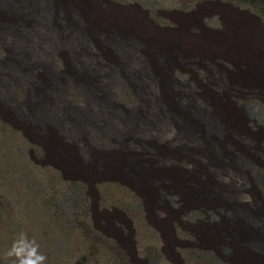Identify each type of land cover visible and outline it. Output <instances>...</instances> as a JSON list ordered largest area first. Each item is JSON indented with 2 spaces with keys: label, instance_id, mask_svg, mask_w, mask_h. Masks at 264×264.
I'll list each match as a JSON object with an SVG mask.
<instances>
[{
  "label": "rangeland",
  "instance_id": "374dc122",
  "mask_svg": "<svg viewBox=\"0 0 264 264\" xmlns=\"http://www.w3.org/2000/svg\"><path fill=\"white\" fill-rule=\"evenodd\" d=\"M63 2L0 0V264H264V0Z\"/></svg>",
  "mask_w": 264,
  "mask_h": 264
},
{
  "label": "bare ground",
  "instance_id": "6f19581e",
  "mask_svg": "<svg viewBox=\"0 0 264 264\" xmlns=\"http://www.w3.org/2000/svg\"><path fill=\"white\" fill-rule=\"evenodd\" d=\"M53 1V0H52ZM61 1H64L63 3H65L66 2V4H67V6L68 7H70V6H75V4L74 3H76L77 5H79L81 8H84L85 10H87L88 12H90L89 11V8H90V6L89 5H91L92 3H91V0H61ZM93 1V0H92ZM62 5V4H61ZM70 5V6H69ZM34 7H41V6H34ZM65 7V6H64ZM66 8V7H65ZM64 8V9H65ZM103 18L105 19V21L109 24V25H111V26H113V28H116V31H119V33H124V34H126V35H131V32H133V31H135V30H137V28L139 29V30H143L144 32H147V31H145V29H148L147 27H145V25L144 24H142L141 22L139 23V22H134L133 20L131 21V19H128V18H124V19H122V18H120L119 16H117V15H110V16H108V17H106V16H103ZM138 32V31H137ZM135 33V32H134ZM253 70V69H252ZM255 72V71H254ZM237 129V127H232L231 128V130H236ZM185 134L187 135V134H189V132L188 131H186L185 132ZM207 191H202V193H201V195H200V197H202L203 199H205L206 197H207V193H206ZM251 198H253L254 199V195L253 194H251ZM256 228V227H255ZM235 232H242L241 233V237L242 238H250V237H252L253 235H254V233H255V231H254V229H252L251 227H240L239 229L238 228H236V229H234V236H235ZM239 236V237H240Z\"/></svg>",
  "mask_w": 264,
  "mask_h": 264
},
{
  "label": "clouds",
  "instance_id": "9594fccd",
  "mask_svg": "<svg viewBox=\"0 0 264 264\" xmlns=\"http://www.w3.org/2000/svg\"><path fill=\"white\" fill-rule=\"evenodd\" d=\"M7 256L14 258L13 264H46L47 257L39 252L35 239H29L21 232L13 241Z\"/></svg>",
  "mask_w": 264,
  "mask_h": 264
},
{
  "label": "flooded vegetation",
  "instance_id": "af4514ba",
  "mask_svg": "<svg viewBox=\"0 0 264 264\" xmlns=\"http://www.w3.org/2000/svg\"><path fill=\"white\" fill-rule=\"evenodd\" d=\"M204 85H207L206 83H203ZM203 88V87H202ZM124 223V222H123ZM125 224V223H124ZM126 225V227L128 228V226H127V224H125ZM117 229L118 230H120L121 232H124L125 231V229H124V227L123 226H118L117 227Z\"/></svg>",
  "mask_w": 264,
  "mask_h": 264
},
{
  "label": "water",
  "instance_id": "95a60500",
  "mask_svg": "<svg viewBox=\"0 0 264 264\" xmlns=\"http://www.w3.org/2000/svg\"><path fill=\"white\" fill-rule=\"evenodd\" d=\"M100 178H101V177H100ZM100 178H98V179H100ZM98 179H97V180H98ZM91 184H92V183H91Z\"/></svg>",
  "mask_w": 264,
  "mask_h": 264
}]
</instances>
